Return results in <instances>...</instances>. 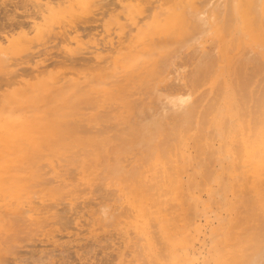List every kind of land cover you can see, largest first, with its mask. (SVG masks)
<instances>
[{"label":"rangeland","instance_id":"obj_1","mask_svg":"<svg viewBox=\"0 0 264 264\" xmlns=\"http://www.w3.org/2000/svg\"><path fill=\"white\" fill-rule=\"evenodd\" d=\"M180 1L0 0L23 24L0 54V264H264L263 12L250 32L245 0ZM145 199L151 245L129 208Z\"/></svg>","mask_w":264,"mask_h":264},{"label":"bare ground","instance_id":"obj_2","mask_svg":"<svg viewBox=\"0 0 264 264\" xmlns=\"http://www.w3.org/2000/svg\"><path fill=\"white\" fill-rule=\"evenodd\" d=\"M180 1V0H179ZM182 1H184V0H181L180 1V3L182 2ZM196 1V0H195ZM199 1V0H198ZM244 1V0H243ZM242 1V2H243ZM51 2V1H50ZM173 2V1H172ZM171 2V3H172ZM178 2V1H177ZM192 2V1H191ZM221 2V1H220ZM61 4H59V5H63L62 4V2H60ZM142 3V2H141ZM184 3V2H183ZM187 3H189V5H191V3H190V1H188ZM193 3V2H192ZM227 3V2H226ZM247 3V4H246ZM57 4V3H56ZM229 4V3H228ZM243 4H244V2H243ZM247 6H246V5ZM245 4L244 5H242V7H244V6H246L245 7V9L244 10H246V13H243L244 12V10H241V12L243 13V21H244V28L246 29V30H248V31H250L251 32V30H253V31H255L256 30V28H257V23L258 22H255V21H253L252 19H253V16L254 15H256L257 13L255 12H253V11H257L258 12V7L256 8L255 7V9H257V10H253L252 11V8H253V6H260L259 8L260 9H262V12H263V16H264V0H245ZM259 4V5H258ZM38 5V4H37ZM70 4H68L67 6H69ZM171 5V4H170ZM173 5V4H172ZM178 5H179V3H178ZM193 5H194V3H193ZM220 5V4H219ZM180 6V5H179ZM251 6H252V8H251ZM43 7V6H42ZM55 7H57V6H55ZM187 7V6H186ZM189 7V6H188ZM231 6L229 5V8H230ZM247 7H249V8H247ZM178 8V7H177ZM48 9V8H47ZM186 9V8H185ZM192 9V8H191ZM196 9V8H195ZM251 9V10H250ZM42 10V9H41ZM187 10V9H186ZM190 10V9H189ZM194 10V9H193ZM247 10H250L249 12H247ZM182 11V10H181ZM184 11V10H183ZM228 12V11H227ZM230 12H231V8H230ZM253 12V13H252ZM185 14V13H184ZM229 14V13H228ZM251 14H253V15H251ZM258 14H259V12H258ZM219 15V14H218ZM225 15V14H224ZM232 15V12H231V14H230V16ZM7 16V15H6ZM233 16V15H232ZM231 16V17H232ZM252 16V17H251ZM257 16V15H256ZM259 16V15H258ZM186 17V16H185ZM219 17V16H218ZM225 17V16H224ZM205 18V17H204ZM258 18V17H257ZM13 19V18H12ZM204 20V19H203ZM227 20H228V18H227ZM233 20V19H232ZM264 20V19H263ZM60 21V20H59ZM205 21V20H204ZM5 22V21H4ZM13 22H15V21H13ZM17 22V21H16ZM15 22V23H16ZM19 22V21H18ZM17 22V26L16 25H14L15 23H12V21L10 22V20H9V24L8 25H3V24H0V29H3V31L5 30V28H6V30H5V34L3 35V34H0V54H2L6 49L5 48H7V45H9V44H11L13 41H15V39L13 40V39H11V38H9V36H7V32L10 30V29H12L11 27H13V26H16V27H21L22 25L20 24L19 25V23ZM61 22V21H60ZM69 22V21H68ZM183 22V21H182ZM229 22H231V21H229ZM261 22H262V19H261ZM1 23H3V22H1ZM52 23V22H51ZM54 23V22H53ZM65 23V22H64ZM226 23V22H225ZM225 23H223L224 25H225ZM231 23H233V21L231 22ZM256 23V24H255ZM5 24V23H4ZM6 24H7V21H6ZM25 24H26V22H25ZM227 24V23H226ZM263 24V23H262ZM11 25H13V26H11ZM48 25V24H47ZM46 24H45V26H46V28L49 26H47ZM64 25V24H63ZM224 25H222V26H224ZM232 25V24H231ZM5 26H7V27H5ZM10 26V28L8 29V31H7V28ZM45 26H43L44 28H45ZM207 26H208V24H207ZM206 26V27H207ZM221 26V27H222ZM263 26H264V24H263ZM27 27V26H26ZM31 27V28H30ZM28 29L30 30V31H36L37 33H41V32H43V30H46V28L44 29L41 25H37V24H33L32 26H30ZM205 27V28H206ZM228 27V26H227ZM229 27H231L230 26V24H229ZM50 28V27H49ZM48 28V29H49ZM53 28V27H52ZM65 28V27H64ZM71 28V27H70ZM134 28V27H133ZM14 29V28H13ZM12 29V30H13ZM20 29V28H19ZM47 29V30H48ZM258 29H259V27H258ZM16 30V29H15ZM29 30H26V33H27V31H29ZM68 30V29H67ZM227 30V29H226ZM225 30V31H226ZM7 31V32H6ZM49 31V30H48ZM65 31V30H64ZM63 31V32H64ZM222 31H223V28H222ZM228 31V30H227ZM252 31V32H253ZM239 32V31H238ZM12 33V32H11ZM26 33H24V37L27 35ZM56 33V32H55ZM65 33V32H64ZM225 33H227V32H225ZM62 34V33H61ZM127 34V33H126ZM224 34V33H223ZM240 34V33H239ZM238 33L236 34V37L237 36H240ZM259 34H261V33H259ZM2 35V36H1ZM226 35V34H225ZM42 36V35H41ZM49 36V35H48ZM66 36V35H65ZM172 36V35H171ZM227 36V35H226ZM262 36V35H261ZM19 36H17V38H18ZM39 37V36H38ZM241 37V36H240ZM33 38V37H32ZM32 38H31V40H32ZM36 38V37H35ZM48 38V37H47ZM165 38V37H164ZM20 39V38H19ZM23 39V38H22ZM21 39V41H23ZM125 39H127V38H125ZM233 39V38H232ZM25 40V39H24ZM29 40V39H28ZM29 41V42H32V41ZM46 40V39H45ZM215 40V39H214ZM16 41H17V39H16ZM20 41V40H19ZM20 41V42H21ZM39 41V40H38ZM68 41V40H67ZM73 41V40H72ZM233 41L235 42L236 40H234L233 39ZM25 42H26V40H25ZM35 42V41H34ZM40 42V41H39ZM42 42V41H41ZM45 42V41H44ZM69 42V41H68ZM71 42V41H70ZM231 42V41H230ZM43 43V42H42ZM7 44V45H6ZM36 44V43H35ZM139 45V44H138ZM231 45V44H230ZM233 45H234V43H233ZM232 45V46H233ZM33 46V45H32ZM152 46V45H151ZM231 46V47H232ZM241 46H242V44H241ZM89 47V46H88ZM97 47V46H96ZM108 47V46H107ZM110 47V46H109ZM198 47V46H197ZM78 48H80V47H78ZM92 48H93V46H92ZM103 48H104V45H103ZM103 48H100L99 47V49L100 50H102ZM106 48V47H105ZM84 49V48H83ZM97 49V48H96ZM99 49H97V50H99ZM196 49H198V48H196ZM231 49H233V48H231ZM241 49H242V47H241ZM85 50V49H84ZM83 50V51H84ZM94 51H95V49H93ZM93 50H91V51H89L90 53H94L93 52ZM106 50V49H105ZM28 50H26V52H27ZM79 51H80V49H79ZM197 51H199V50H197ZM205 51V50H204ZM225 51V50H224ZM232 51V50H231ZM244 53H247V52H249L248 51V49H244ZM247 51V52H246ZM252 51V50H251ZM75 52V51H74ZM77 52V51H76ZM81 52V51H80ZM88 52V53H89ZM209 51H207V53H208ZM239 52H241L240 50H239ZM25 53V52H24ZM82 53V52H81ZM154 53V52H153ZM205 54H206V52H204ZM236 53H238V52H236ZM244 53H242V55L244 54ZM255 53V52H254ZM253 53V54H254ZM257 53V52H256ZM6 54V53H5ZM23 54V53H22ZM76 54V53H75ZM77 54H80V53H77ZM198 54H200V53H198ZM257 54H259V53H257ZM20 55V54H19ZM201 55H202V53H201ZM200 55V56H201ZM210 55V54H209ZM247 55V54H246ZM248 55H249V53H248ZM13 56V55H12ZM196 56V55H195ZM227 56H229L228 55V53H225V52H223L222 53V57L224 58V57H227ZM91 57V56H90ZM89 56H88V58H90ZM203 58V57H202ZM233 58V57H232ZM230 59L229 60V62H231L232 63V61H233V59ZM236 58V57H235ZM0 59H2V56L0 55ZM94 59V58H93ZM207 59V58H206ZM237 59V58H236ZM119 60V59H118ZM141 60V59H140ZM92 61V60H91ZM208 61V60H207ZM214 61V60H213ZM235 61V60H234ZM233 61V62H234ZM99 62V61H98ZM264 62V61H263ZM214 63V62H213ZM94 64H96L95 62H94ZM98 64V63H97ZM91 65V64H90ZM59 66V65H58ZM92 66V65H91ZM94 66H96V65H94ZM5 67H7V66H5ZM60 67H62V66H60ZM98 67H99V65H98ZM211 67V66H210ZM92 67H89V69H91ZM96 68H97V66H96ZM95 68V69H96ZM89 69H87L88 71H89ZM99 69H100V67H99ZM209 69V68H208ZM66 71H68V70H66ZM46 72V71H45ZM62 73V72H61ZM60 73V74H61ZM64 73V72H63ZM62 73V74H63ZM207 73H208V71H207ZM38 74V73H37ZM40 74V73H39ZM65 74V73H64ZM34 76V75H33ZM32 76V77H33ZM205 78H206V76H204ZM263 77V76H262ZM61 78V77H60ZM204 78V79H205ZM264 78V77H263ZM262 78V79H263ZM116 79V78H115ZM60 80V79H59ZM206 80V79H205ZM19 81V80H18ZM57 81V80H56ZM219 81V80H218ZM88 82V81H87ZM250 83V82H249ZM248 83V84H249ZM82 87H83V85H82ZM214 90V89H213ZM218 90V89H217ZM219 90H220V87H219ZM219 90L217 91V94H218V92H219ZM75 91V90H74ZM73 93V92H72ZM202 93H204V92H202ZM199 96V95H198ZM206 97V96H205ZM197 99H198V97H196ZM202 98H204V96L202 97ZM211 98V97H210ZM200 100H201V102L203 101V99H201V98H199ZM219 99V98H218ZM194 100V99H193ZM196 100V99H195ZM197 101V100H196ZM195 102V101H194ZM210 106H212V105H210ZM214 106V105H213ZM180 107V104H177V103H174L173 104V107H171V108H173V109H178ZM170 108V107H169ZM206 109V108H205ZM207 109H208V107H207ZM30 110V109H29ZM194 112H196V111H194ZM203 115V114H202ZM204 115H205V113H204ZM203 115V116H204ZM193 116V115H192ZM199 120V119H198ZM203 122V121H202ZM204 123H205V121H204ZM203 123V124H204ZM232 125V124H231ZM245 127V126H244ZM249 127H246L245 129H241L240 131H239V136H240V142H242V144H243V146H244V148L246 149V153H247V156H248V158H250L251 156H252V154H251V150H247V148H248V144H249ZM36 131V130H35ZM251 136H252V134H251ZM200 137V136H199ZM215 137V136H214ZM228 140V139H227ZM239 142V141H238ZM202 146V145H201ZM232 146V145H231ZM236 146V145H235ZM237 147V146H236ZM237 149V148H236ZM235 149V150H236ZM240 151H242V149L240 150ZM241 154V153H240ZM207 157H208V154H207ZM210 157V156H209ZM212 159V158H211ZM199 160H201V159H199ZM209 160H210V158H209ZM248 161L249 160H247V161H245L244 163H243V165H244V167H246L247 165H248ZM210 162V161H209ZM91 163V162H90ZM211 163V162H210ZM126 165V164H125ZM171 166V165H170ZM204 166V165H203ZM122 168V167H121ZM169 168V167H168ZM197 169V168H196ZM250 172L249 174H248V177H247V179L248 180H250L249 178H253L254 180H252V182H255L256 181V177L258 176V169L257 168H255V170H250V169H243V173L244 172ZM209 173V172H208ZM237 176H239L238 175V173H237ZM208 177V176H207ZM240 178V177H239ZM161 180V179H160ZM242 180V179H241ZM174 182L176 183V188L178 189V190H181V188L183 187L184 188V186H183V179H182V176H180V175H178V176H176L175 177V179H174ZM241 183V182H240ZM24 185V184H23ZM240 185V184H239ZM250 186V185H249ZM260 186V188H259V190H257V193L254 191V193H256V196H257V199H256V201H255V203L257 202V204H258V208L260 209V210H262V212H264V182H262V185H259ZM149 187V186H148ZM245 187V186H244ZM247 188V187H246ZM245 189V188H244ZM148 190H149V188H148ZM201 191V190H200ZM184 192H186L185 190H184ZM202 192V191H201ZM250 192V191H249ZM155 194V193H154ZM184 194V193H183ZM185 194H187V193H185ZM247 196V195H246ZM181 196H176L175 197V201L176 202H178V205L182 208V206H184V202H188V200L186 199V200H181V198H180ZM253 197V196H252ZM188 198V197H187ZM194 198H196V200H201V196H199V195H197L196 197H194ZM247 198V197H246ZM250 198H251V196H250ZM192 199V198H191ZM253 199V198H252ZM184 201V202H183ZM192 202V201H191ZM190 202V203H191ZM249 202V201H248ZM251 202H253V200L251 201ZM212 203V202H211ZM254 203V204H255ZM186 204V203H185ZM253 204V203H252ZM248 205V204H247ZM249 205H251V203L249 202ZM125 206V205H124ZM130 206V207H129ZM128 207L130 208V209H133V211H134V215L136 216V218H137V225H138V228H140V229H142V237L146 240L147 239V242H148V244L149 245H151L152 244V240H151V233H152V231H151V229H150V222H149V220H150V218H147V213H146V199L145 200H142L141 201V203L140 204H138V205H134L132 202L130 203V205H129ZM127 207V208H128ZM254 207H256V206H254ZM126 208V209H127ZM217 208V207H216ZM237 208H239V207H237ZM23 209H25V208H23ZM112 209V208H111ZM117 209V208H116ZM122 209H124V207L122 208ZM254 209V208H253ZM258 209V210H259ZM125 210V209H124ZM129 210V209H128ZM23 211V210H22ZM132 211V212H133ZM254 211V210H253ZM124 211L122 210H120V212H119V214H121V216H122V213H123ZM128 212V211H127ZM248 212V211H247ZM246 212V213H247ZM118 213V212H117ZM259 213V212H258ZM118 214V215H119ZM125 213H123V215H124ZM129 214V213H128ZM192 214V213H191ZM260 214V213H259ZM264 214V213H263ZM109 215V218L107 217V219L110 221V219H112L113 217H111L112 216V214L110 213V214H108ZM116 216V215H115ZM128 215H124V222H126V217H127ZM178 216H180V217H177L176 218V220L177 221H174V222H172V224L173 225H176L177 227H178V230H176V233H181V234H185V233H190L191 231H193L194 232V234L196 235V238H197V242L199 241L198 240V238H200V234H201V232H203V228H202V225H201V222H200V220H198L197 218H192V219H190V218H188V217H186L185 215H181V214H178ZM257 216V215H256ZM258 217H260V215H258ZM186 218H188V219H186ZM4 219V217L3 216H0V221H2ZM101 219H102V217H101ZM190 219V220H189ZM248 220V219H247ZM255 220V219H254ZM260 220V219H259ZM264 220V219H263ZM259 222V221H258ZM110 223V222H109ZM254 223V222H253ZM262 223H264V222H262ZM261 223V224H262ZM99 225H100V223H99ZM98 225V226H99ZM235 225V224H234ZM253 225V224H252ZM232 226V225H231ZM115 227H116V225H115ZM206 227V226H205ZM250 228V227H249ZM207 229V228H206ZM260 230V229H259ZM130 232V231H129ZM132 232V231H131ZM234 233V232H233ZM155 234V233H154ZM205 234V233H204ZM233 235V234H232ZM204 236V235H203ZM158 237V236H157ZM210 236H208V238H209ZM207 238V237H206ZM138 239V238H137ZM155 240H157V239H155ZM159 240V239H158ZM157 240V241H158ZM206 240V239H205ZM204 241V240H203ZM202 241V242H203ZM131 242V241H130ZM195 242V241H194ZM202 242H201V244H202ZM138 242H135V244H137ZM196 243V242H195ZM156 244H157V242H156ZM199 244V243H198ZM203 244H205V243H203ZM129 245H131V244H129ZM128 245V246H129ZM193 245V244H192ZM206 245V244H205ZM136 247L137 246H139L140 247V245H135ZM160 246V245H159ZM163 246V245H162ZM204 246V245H203ZM129 248V247H128ZM131 248H132V246H131ZM205 248V247H204ZM232 248H234V247H232ZM197 249H199V248H197ZM137 250V249H136ZM141 250V249H140ZM194 250V249H193ZM139 251V250H138ZM197 251H199V250H197ZM208 251H209V249H208ZM140 252H142V250L140 251ZM205 252V251H204ZM163 253V252H162ZM195 253H196V251H195ZM207 253V252H206ZM201 254V253H200ZM199 254V255H200ZM142 255V254H141ZM202 255V254H201ZM227 255V254H226ZM163 256H164V254H163ZM202 256H204V255H202ZM144 257V256H143ZM193 259V258H192ZM200 260V259H199ZM201 260H202V258H201ZM142 261H145V260H143L142 259ZM145 263H146V261H145ZM198 263V262H197ZM147 264V263H146Z\"/></svg>","mask_w":264,"mask_h":264}]
</instances>
